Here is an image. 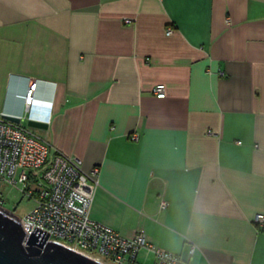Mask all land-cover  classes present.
Segmentation results:
<instances>
[{
	"label": "crops",
	"instance_id": "0c3cea01",
	"mask_svg": "<svg viewBox=\"0 0 264 264\" xmlns=\"http://www.w3.org/2000/svg\"><path fill=\"white\" fill-rule=\"evenodd\" d=\"M0 111L99 168L94 220L264 264V0H0Z\"/></svg>",
	"mask_w": 264,
	"mask_h": 264
},
{
	"label": "built area",
	"instance_id": "2783aa9c",
	"mask_svg": "<svg viewBox=\"0 0 264 264\" xmlns=\"http://www.w3.org/2000/svg\"><path fill=\"white\" fill-rule=\"evenodd\" d=\"M131 21L126 19L127 23ZM171 32L169 28L167 33ZM37 84L31 80L24 96L27 111L33 105ZM153 92L165 97L166 85L156 84ZM8 115L0 111V183L19 189L35 201V206L21 217L27 236L39 227L50 233L48 241L104 264H140L144 250L153 258L150 264H192L190 259L152 242L144 229L124 235L94 220L90 212L100 184L99 168L85 171L79 157L54 149L34 127L22 123V117L18 123ZM132 138L137 139L138 134ZM167 205L166 200L160 202L162 209ZM254 220L264 225V213H258ZM195 250L196 245H192L190 257Z\"/></svg>",
	"mask_w": 264,
	"mask_h": 264
},
{
	"label": "water",
	"instance_id": "95a60500",
	"mask_svg": "<svg viewBox=\"0 0 264 264\" xmlns=\"http://www.w3.org/2000/svg\"><path fill=\"white\" fill-rule=\"evenodd\" d=\"M7 118L20 123L19 116ZM28 126L46 128L43 121L29 119ZM50 233L39 227L27 236L21 217L0 204V264H104L65 245L48 241Z\"/></svg>",
	"mask_w": 264,
	"mask_h": 264
},
{
	"label": "rangeland",
	"instance_id": "374dc122",
	"mask_svg": "<svg viewBox=\"0 0 264 264\" xmlns=\"http://www.w3.org/2000/svg\"><path fill=\"white\" fill-rule=\"evenodd\" d=\"M0 196L4 200L3 206L13 211L19 217H23L36 204L33 199L28 198L19 189L2 183H0Z\"/></svg>",
	"mask_w": 264,
	"mask_h": 264
},
{
	"label": "trees",
	"instance_id": "16d2710c",
	"mask_svg": "<svg viewBox=\"0 0 264 264\" xmlns=\"http://www.w3.org/2000/svg\"><path fill=\"white\" fill-rule=\"evenodd\" d=\"M0 198H2V196H0Z\"/></svg>",
	"mask_w": 264,
	"mask_h": 264
}]
</instances>
